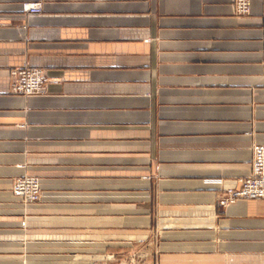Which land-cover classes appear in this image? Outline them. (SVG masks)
Masks as SVG:
<instances>
[{
	"label": "crops",
	"instance_id": "crops-1",
	"mask_svg": "<svg viewBox=\"0 0 264 264\" xmlns=\"http://www.w3.org/2000/svg\"><path fill=\"white\" fill-rule=\"evenodd\" d=\"M257 144L264 0H0V264H264V199L221 203Z\"/></svg>",
	"mask_w": 264,
	"mask_h": 264
},
{
	"label": "built area",
	"instance_id": "built-area-1",
	"mask_svg": "<svg viewBox=\"0 0 264 264\" xmlns=\"http://www.w3.org/2000/svg\"><path fill=\"white\" fill-rule=\"evenodd\" d=\"M235 9L240 14H246L250 9V0H233ZM26 13H39L42 10L40 2H28L22 5ZM10 90L13 93L31 95L43 91L46 78L39 68L23 66L10 72ZM13 193L24 203L36 202L40 199V183L34 176H23L14 182ZM235 199H264V145L257 144L252 148L250 173L241 179L237 188H227L224 204Z\"/></svg>",
	"mask_w": 264,
	"mask_h": 264
},
{
	"label": "rangeland",
	"instance_id": "rangeland-1",
	"mask_svg": "<svg viewBox=\"0 0 264 264\" xmlns=\"http://www.w3.org/2000/svg\"><path fill=\"white\" fill-rule=\"evenodd\" d=\"M13 186H14V183L11 184L12 192L14 188ZM40 195H41V188H40ZM40 200H41V197L36 202H39ZM32 203H35V202H32ZM80 261L81 262H74V263H72V261H69L66 264H147L143 262L144 260L137 262L136 257H135V252L130 253V251H129V255L127 256L123 253L115 254V252H112L111 254H107V256L96 255V256H92L90 259H85V260L80 259Z\"/></svg>",
	"mask_w": 264,
	"mask_h": 264
}]
</instances>
